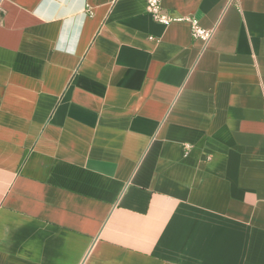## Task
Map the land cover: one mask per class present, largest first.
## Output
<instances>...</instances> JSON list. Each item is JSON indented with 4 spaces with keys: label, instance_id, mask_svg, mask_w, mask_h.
I'll return each instance as SVG.
<instances>
[{
    "label": "crops",
    "instance_id": "crops-1",
    "mask_svg": "<svg viewBox=\"0 0 264 264\" xmlns=\"http://www.w3.org/2000/svg\"><path fill=\"white\" fill-rule=\"evenodd\" d=\"M161 6L3 1L0 264H264V0Z\"/></svg>",
    "mask_w": 264,
    "mask_h": 264
},
{
    "label": "built area",
    "instance_id": "built-area-1",
    "mask_svg": "<svg viewBox=\"0 0 264 264\" xmlns=\"http://www.w3.org/2000/svg\"><path fill=\"white\" fill-rule=\"evenodd\" d=\"M4 0H0V8ZM145 12L152 18V20L161 25H169L173 22H187L190 25V34L193 39L201 40L207 43L212 37V31L202 29L198 22L190 17H176L169 14L161 6V0H144ZM189 148V147H186Z\"/></svg>",
    "mask_w": 264,
    "mask_h": 264
}]
</instances>
